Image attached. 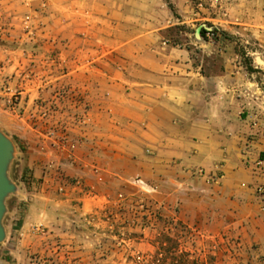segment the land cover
<instances>
[{
	"label": "crops",
	"instance_id": "crops-1",
	"mask_svg": "<svg viewBox=\"0 0 264 264\" xmlns=\"http://www.w3.org/2000/svg\"><path fill=\"white\" fill-rule=\"evenodd\" d=\"M23 17L28 32L19 29ZM1 23L7 43L36 45L38 59L54 47L57 84L74 96L55 95L56 125L64 109L85 113L66 139L25 124L31 178L19 187L27 205L11 254L28 252L35 225L48 227L43 239L72 243L83 234L70 227L89 207L72 211L71 192L81 188L65 194L62 175L86 185H126L136 175L233 202L250 195L246 185L264 184V0H0ZM5 48L0 42V57L17 61ZM29 95L31 104L35 88Z\"/></svg>",
	"mask_w": 264,
	"mask_h": 264
},
{
	"label": "rangeland",
	"instance_id": "rangeland-1",
	"mask_svg": "<svg viewBox=\"0 0 264 264\" xmlns=\"http://www.w3.org/2000/svg\"><path fill=\"white\" fill-rule=\"evenodd\" d=\"M18 22L19 29L30 30L28 17ZM0 26L1 45L6 46L5 50L18 52L17 61L11 63L0 57L6 88L5 93H0V129L15 145L8 175L17 186V191L6 198L3 222L7 237L0 243L5 264H264V190H259L264 189L263 183L246 185L253 191L246 196L237 193L233 196L235 202L211 200L214 198L210 191L196 188L194 193L201 191V197H205L200 200L185 186L149 185L136 175H131L126 185H86L83 178L62 175L65 194L75 186L81 188L79 192H71L75 194L72 211L75 204H79L76 208L85 204L89 207L82 221L70 227L83 234L72 243L62 242V238L43 239L48 227L35 225L33 230L39 236L28 244V252L19 257L11 254L21 236L19 227L27 205L21 199L19 187L31 178L26 167L29 157L23 138L25 124L36 128V133H60L66 139L73 133L74 123L83 120L85 113L64 109L61 111L64 122L56 125L59 109L55 108L58 105L55 95L63 98L59 102L72 100L74 96L69 87L57 84L56 71L60 68L54 47L43 48L45 56L38 59L35 56L41 53L36 45L28 47L26 41H17L15 37L7 43V27L4 23ZM241 53L252 71L243 46ZM34 88L35 95L29 104V93ZM42 89L50 90L49 95L45 96ZM50 119L49 125H45ZM65 144L69 146L68 142Z\"/></svg>",
	"mask_w": 264,
	"mask_h": 264
},
{
	"label": "water",
	"instance_id": "water-1",
	"mask_svg": "<svg viewBox=\"0 0 264 264\" xmlns=\"http://www.w3.org/2000/svg\"><path fill=\"white\" fill-rule=\"evenodd\" d=\"M14 151L13 141L0 129V243L7 237V230L3 222L7 210L6 198L10 193L17 191V186L8 175Z\"/></svg>",
	"mask_w": 264,
	"mask_h": 264
},
{
	"label": "built area",
	"instance_id": "built-area-1",
	"mask_svg": "<svg viewBox=\"0 0 264 264\" xmlns=\"http://www.w3.org/2000/svg\"><path fill=\"white\" fill-rule=\"evenodd\" d=\"M206 36L209 38H215V37H217V32L214 29H208L206 31ZM200 172L203 173L204 170L201 169ZM259 190L262 192L264 189H263V187H260Z\"/></svg>",
	"mask_w": 264,
	"mask_h": 264
}]
</instances>
